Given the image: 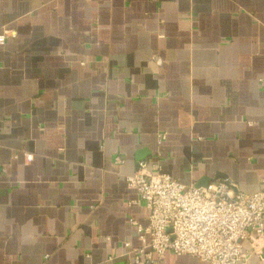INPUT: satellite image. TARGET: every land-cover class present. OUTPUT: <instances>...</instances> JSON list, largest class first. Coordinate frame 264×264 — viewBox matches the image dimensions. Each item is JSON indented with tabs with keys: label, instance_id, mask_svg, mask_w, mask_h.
<instances>
[{
	"label": "crops",
	"instance_id": "1",
	"mask_svg": "<svg viewBox=\"0 0 264 264\" xmlns=\"http://www.w3.org/2000/svg\"><path fill=\"white\" fill-rule=\"evenodd\" d=\"M6 28L0 264H126L130 219L149 223L127 182L143 160L261 187L264 0H0Z\"/></svg>",
	"mask_w": 264,
	"mask_h": 264
},
{
	"label": "built area",
	"instance_id": "2",
	"mask_svg": "<svg viewBox=\"0 0 264 264\" xmlns=\"http://www.w3.org/2000/svg\"><path fill=\"white\" fill-rule=\"evenodd\" d=\"M15 35L6 28L0 41ZM25 156L27 161L33 158L30 153ZM116 162L124 160L117 157ZM127 182L148 208L149 223L130 219L142 244L124 242L126 253L132 255L126 264H160L168 252L192 255L202 264H248L252 256L264 264V175L261 187L252 193L241 191L230 178L187 185L163 171L156 159L140 161ZM244 240L250 249L244 248Z\"/></svg>",
	"mask_w": 264,
	"mask_h": 264
},
{
	"label": "water",
	"instance_id": "3",
	"mask_svg": "<svg viewBox=\"0 0 264 264\" xmlns=\"http://www.w3.org/2000/svg\"><path fill=\"white\" fill-rule=\"evenodd\" d=\"M201 185L205 186V185H207V183L206 184H198L197 186H201Z\"/></svg>",
	"mask_w": 264,
	"mask_h": 264
}]
</instances>
